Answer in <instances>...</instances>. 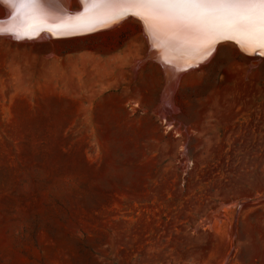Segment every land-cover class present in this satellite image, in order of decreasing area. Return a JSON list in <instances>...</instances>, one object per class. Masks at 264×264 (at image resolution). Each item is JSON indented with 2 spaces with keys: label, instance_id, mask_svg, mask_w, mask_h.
I'll use <instances>...</instances> for the list:
<instances>
[{
  "label": "rangeland",
  "instance_id": "rangeland-1",
  "mask_svg": "<svg viewBox=\"0 0 264 264\" xmlns=\"http://www.w3.org/2000/svg\"><path fill=\"white\" fill-rule=\"evenodd\" d=\"M6 35L0 264H264V54L220 42L171 78L136 16Z\"/></svg>",
  "mask_w": 264,
  "mask_h": 264
},
{
  "label": "bare ground",
  "instance_id": "bare-ground-1",
  "mask_svg": "<svg viewBox=\"0 0 264 264\" xmlns=\"http://www.w3.org/2000/svg\"><path fill=\"white\" fill-rule=\"evenodd\" d=\"M68 1L40 0L36 6L3 3L7 11L1 17L8 14L9 19L0 21L2 22L0 32L29 36L42 31L46 34L50 32L53 36H56L55 33L79 34L113 19H121L124 14L130 12L151 14V10L144 6L112 2V0H79L80 6L76 9L80 8V11L68 14L70 9H74L69 7ZM224 10L227 11V9ZM142 22L151 46L150 56H154L161 63L168 77L171 78L182 69L205 61L214 51L216 44L220 42H233L245 52L264 53V47L258 46L264 44V41L259 39V25L238 29L221 25L206 31H198L182 26L178 20L166 17ZM225 36L234 38L237 44L227 40Z\"/></svg>",
  "mask_w": 264,
  "mask_h": 264
},
{
  "label": "snow or ice",
  "instance_id": "snow-or-ice-1",
  "mask_svg": "<svg viewBox=\"0 0 264 264\" xmlns=\"http://www.w3.org/2000/svg\"><path fill=\"white\" fill-rule=\"evenodd\" d=\"M0 2L5 5L36 6L40 0H0ZM112 2L140 5L150 9L151 14L148 15L133 13L142 21H155L166 17L178 20L182 26L198 31H206L221 25L233 29L253 28L259 25V39L264 41V0H112ZM258 46L264 47V44Z\"/></svg>",
  "mask_w": 264,
  "mask_h": 264
},
{
  "label": "water",
  "instance_id": "water-1",
  "mask_svg": "<svg viewBox=\"0 0 264 264\" xmlns=\"http://www.w3.org/2000/svg\"><path fill=\"white\" fill-rule=\"evenodd\" d=\"M0 4L2 5V6H4L3 5V3L2 2H0ZM70 12H68V14H71V13H73V12H78V11H80V8L79 9H70L69 10ZM5 16H7V17H5ZM4 17H1L0 16V21H5V20H8L9 19V16H8V14H6ZM130 16H132V17H135L134 15H133V13H128V14H124L122 17H121V19H113V20H111L110 22H108V23H106V24H103V25H98V26H94L93 28H91L89 31H84V33H79V35L77 34V33H74V34H72V33H55L56 34V36H53V34H51L50 32L48 33V34H46V33H44V31H42V32H40V33H38V34H35V35H15L14 33H12V32H0V33H2V35H3V33L6 35V36H10L11 38H13L14 40H18V41H28V40H37V39H43V38H45V37H51V38H67V37H75V36H80V34L81 35H87V34H92V33H96V32H99V31H102V30H104V29H107V28H109V27H111V26H113V25H115V24H117L118 22H120V21H122L123 19H125V18H127V17H130ZM138 18V17H137ZM225 37H230V36H225ZM227 40H232V41H234L236 44H237V41L234 39V38H230V39H227ZM148 51H149V49H147V51H146V53H145V55H144V59H149L150 57H149V54H148ZM248 52H251V51H248ZM254 52V51H253ZM255 53H257V54H262V53H260V52H257V51H255ZM264 54V53H263Z\"/></svg>",
  "mask_w": 264,
  "mask_h": 264
}]
</instances>
